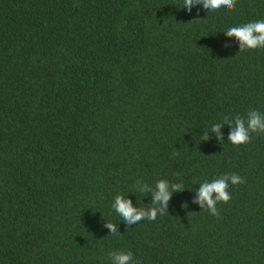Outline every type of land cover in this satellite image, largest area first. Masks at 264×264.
<instances>
[{"label": "trees", "instance_id": "trees-1", "mask_svg": "<svg viewBox=\"0 0 264 264\" xmlns=\"http://www.w3.org/2000/svg\"><path fill=\"white\" fill-rule=\"evenodd\" d=\"M183 0H0V264H264V134L239 147L209 131L264 114V49L224 32L264 19V0L189 13ZM199 9V12L197 11ZM225 173L219 218L193 204ZM168 213L126 226L122 195ZM111 222L120 234L103 225Z\"/></svg>", "mask_w": 264, "mask_h": 264}, {"label": "clouds", "instance_id": "clouds-1", "mask_svg": "<svg viewBox=\"0 0 264 264\" xmlns=\"http://www.w3.org/2000/svg\"><path fill=\"white\" fill-rule=\"evenodd\" d=\"M197 5H201L203 9L207 10V13H217L221 10H234L236 0H183L182 8L190 13ZM197 11L199 12V9ZM224 34L229 38H235L239 43V52L264 49V19L241 26L229 27ZM225 124L230 128L227 140L235 147L248 144L252 134H264V114L250 110L246 118L239 115L235 116L234 119L224 117L221 122L212 124L203 132L204 140L209 139L210 131L215 134L219 142L224 141L221 128ZM244 183H246L245 179L235 173H225L211 181L205 180L199 185L196 198L192 203L207 210L210 215L219 218L220 213L217 204H227L231 200L230 186H238ZM136 191L151 194L152 206L150 208L136 207L131 199L122 195H116L111 205L112 209L121 217V221L128 227L144 219L155 221L158 215L162 216L168 213L172 194L174 192L182 193L185 190L182 183H170L166 179H160L154 187L137 180ZM103 226L110 230L112 236L120 234L118 226L114 223L105 222ZM108 259L110 264H139V261H134L131 251L109 252Z\"/></svg>", "mask_w": 264, "mask_h": 264}]
</instances>
